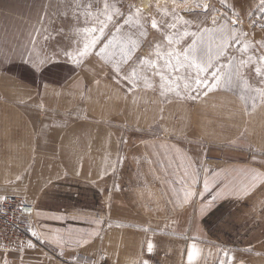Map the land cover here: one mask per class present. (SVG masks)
<instances>
[{"label":"rangeland","instance_id":"1","mask_svg":"<svg viewBox=\"0 0 264 264\" xmlns=\"http://www.w3.org/2000/svg\"><path fill=\"white\" fill-rule=\"evenodd\" d=\"M142 1L0 0V99L27 97L23 106L32 108L39 122H49L51 128L66 122L69 127L63 134L68 144L58 145L70 148L44 152L43 158L48 157L44 168L33 166L32 155L30 167L23 169L35 183L23 187L21 178L15 179L20 193L42 191L52 197L39 204L45 210L24 200L32 209L25 224L31 245L57 264H92L96 255L89 251L90 244L98 245L100 257L105 228L74 248L70 246L76 238L71 235L77 222L86 235L94 224H106L109 214L126 213L118 206L120 200L134 211L128 196L135 195V187L145 190L147 184L173 183L171 177L177 174L168 167L180 161L185 167L191 164L184 168V176L187 211H194L196 195L189 188H197L204 174L226 166L232 161L229 153L241 149L230 139L241 123L238 127V121L225 115L226 107L233 105L236 115L242 108L252 111L264 104L260 12L250 14L231 0H150L149 8ZM153 20L157 28L152 27ZM105 24L102 36L93 32ZM95 36L103 43L80 56ZM193 41L201 55L224 66L220 84L212 91L196 88L195 69L178 65L175 56L169 59V53H182ZM186 83L192 87L186 88ZM87 136L92 142L86 147ZM60 190L63 194H54ZM94 202L98 205L87 207ZM71 206L80 212L65 215L71 224L64 219L63 231L57 232L59 224H54L50 234H60V245L51 243L46 238L49 230L47 236L40 231V219L60 222L54 212L69 211ZM89 208L95 214L90 228ZM108 250L113 256L120 253L115 244ZM257 252L264 264V249Z\"/></svg>","mask_w":264,"mask_h":264},{"label":"crops","instance_id":"2","mask_svg":"<svg viewBox=\"0 0 264 264\" xmlns=\"http://www.w3.org/2000/svg\"><path fill=\"white\" fill-rule=\"evenodd\" d=\"M231 2L234 6L249 9L250 14L260 12L264 21L260 0H239L240 5L234 0ZM0 24L3 22L0 21ZM261 29L264 30V23ZM26 98L16 97L17 100L13 102L8 98L0 99V198L4 194L18 196L28 203L32 200L37 202L38 208L45 210L46 208L39 207V204L42 200L52 198L50 194L42 191L37 194L34 191L20 193L16 185L19 182L15 179L20 177L23 187L35 183L34 176L29 178L28 172L23 173V169L30 167L32 155H35L33 166L44 168V159H48L47 156L43 158L44 152L48 153L55 148H70L67 145H58L59 142H69L63 135L69 127L66 122L58 124L55 128H51L49 122H39L33 109L23 106L27 103L24 101ZM28 110H31L30 113H26ZM225 113L230 120L239 122L238 127L241 123L240 128L230 136L232 141H237L236 145L241 149L229 153L232 161L226 166L204 174L203 182L199 183L197 188H189L196 195L194 211H187L188 198L184 176V168H189L191 164L188 163L185 167L180 161L172 167L167 166L171 169V174H177L171 177L173 183L155 187L147 184L149 188L146 187L145 190L135 187V195L128 196V202L135 206L134 211L124 199L120 200L118 206L121 212L125 210L126 213H121L118 217H113L111 213L106 224L99 222V225L92 226L91 221L95 214L92 213V208H89L87 222L89 228L92 227L84 235L80 232L83 229L80 222H77L71 235L76 240L70 247L81 246L86 240L92 239L91 233L102 228V234L105 228L106 241L102 255L98 257V245L95 243L90 244V250L86 249L96 255L92 264H143L145 261L147 264H260L257 251L264 249V122H261L264 121V104L252 111L242 108L236 115L233 114L232 105L226 107ZM49 129L57 132H50ZM85 142L87 147L92 141L87 136ZM35 173L38 174V170ZM37 182L39 183V180ZM57 193L63 194V191L54 194L58 195ZM90 205L95 206L96 203L87 207ZM76 207L71 206V212L56 210L54 213L60 222L56 223L53 219L43 222V219H40V231L47 236L45 231L49 230L50 237L46 238L51 243L60 245L57 242L60 234L52 236L50 230H54V224H59L56 231H63L64 219L67 220L65 215L80 212L76 211ZM44 216L46 215H41L40 218ZM75 218L72 217V221ZM190 220L191 229L188 228ZM65 222L71 224L69 220ZM114 222L118 223L114 225ZM151 225H154L152 230L146 229ZM63 241L61 238L62 243ZM149 243L153 246L151 252L148 251ZM111 244L117 247L120 252L118 255L109 253L108 245ZM249 250L257 253H249ZM189 252L193 253L191 260ZM0 264H57V261L46 257L37 245H33L24 252H0Z\"/></svg>","mask_w":264,"mask_h":264},{"label":"snow or ice","instance_id":"3","mask_svg":"<svg viewBox=\"0 0 264 264\" xmlns=\"http://www.w3.org/2000/svg\"><path fill=\"white\" fill-rule=\"evenodd\" d=\"M260 5H261L262 10H264V0H260ZM137 12H139V9H137ZM109 19H111V17H109ZM127 22L128 21H125V23H127ZM215 22L216 21L214 20L213 23H215ZM185 23L187 24L188 21H185ZM158 26L159 25H158L157 21L153 20L152 21V27L157 28ZM167 26L170 28L176 27L175 24H169ZM106 27H107L106 24L102 25L98 29H93V32L99 31L100 35L102 36ZM117 30H119V29H117ZM204 31L207 32V31H211V30L210 29H204ZM192 35H196V33H192ZM102 43H103V41L100 39V36H95L91 40L90 43H85L83 51L79 52L78 54L80 56L87 55L88 49L90 47L95 48L99 44H102ZM109 43H111V41H109ZM169 43H171V40L169 41ZM107 46L108 45L105 44L104 47L100 49V52L97 53V55H100L101 53H103L105 48H107ZM168 56H169V59H171L173 56H175L177 64L182 66V67L195 69L196 75L193 78V83L195 84L196 88H199L201 86H206L208 91H212L217 86H219L220 81H221V74H222V70H223L224 66L223 65L217 66V64L219 63L218 61H217V64H213L212 58L210 56L206 59L204 55H201L200 49H198L196 41H193V43L191 45H189L187 48H185L182 53H169ZM147 63L151 64L152 61H147ZM33 66L36 67L37 65L34 64ZM173 67L175 68V65H173ZM201 73H204L205 75L203 77H201V75H200ZM133 75H135V72H133ZM161 79L163 80L164 77L161 76ZM229 79H230V77H229ZM177 87H178V85H177ZM185 87L191 88L192 84L186 83ZM205 94H207V93H205ZM262 94H264V93H262ZM254 179H258V177H254ZM205 189H207V182L205 183ZM33 235H36V233H33ZM57 242H60V241H57ZM85 243H87V241H85ZM29 246H33V245L29 244ZM152 247H153L152 244L149 243L148 244V251L149 252L152 251ZM192 256H193V253L189 252V260L192 259ZM143 264H147V261L143 262Z\"/></svg>","mask_w":264,"mask_h":264},{"label":"built area","instance_id":"4","mask_svg":"<svg viewBox=\"0 0 264 264\" xmlns=\"http://www.w3.org/2000/svg\"><path fill=\"white\" fill-rule=\"evenodd\" d=\"M32 209L18 196L4 194L0 198V252H24L32 239L26 219Z\"/></svg>","mask_w":264,"mask_h":264},{"label":"bare ground","instance_id":"5","mask_svg":"<svg viewBox=\"0 0 264 264\" xmlns=\"http://www.w3.org/2000/svg\"><path fill=\"white\" fill-rule=\"evenodd\" d=\"M150 2V0H143L142 2H141V5H143V7H145V8H149V3ZM13 48V47H12Z\"/></svg>","mask_w":264,"mask_h":264}]
</instances>
